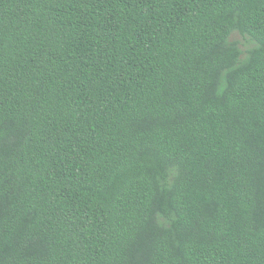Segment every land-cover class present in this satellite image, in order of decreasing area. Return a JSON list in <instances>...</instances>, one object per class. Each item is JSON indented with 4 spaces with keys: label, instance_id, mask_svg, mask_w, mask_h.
<instances>
[{
    "label": "trees",
    "instance_id": "16d2710c",
    "mask_svg": "<svg viewBox=\"0 0 264 264\" xmlns=\"http://www.w3.org/2000/svg\"><path fill=\"white\" fill-rule=\"evenodd\" d=\"M0 264H264V0H0Z\"/></svg>",
    "mask_w": 264,
    "mask_h": 264
},
{
    "label": "rangeland",
    "instance_id": "374dc122",
    "mask_svg": "<svg viewBox=\"0 0 264 264\" xmlns=\"http://www.w3.org/2000/svg\"><path fill=\"white\" fill-rule=\"evenodd\" d=\"M232 39L237 40L243 50H246V48L251 46V43L248 41V38L243 37L239 32H234L232 35Z\"/></svg>",
    "mask_w": 264,
    "mask_h": 264
}]
</instances>
